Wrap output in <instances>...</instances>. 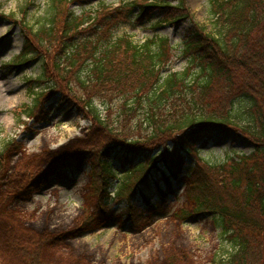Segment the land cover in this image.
Returning a JSON list of instances; mask_svg holds the SVG:
<instances>
[{
	"label": "rangeland",
	"instance_id": "1",
	"mask_svg": "<svg viewBox=\"0 0 264 264\" xmlns=\"http://www.w3.org/2000/svg\"><path fill=\"white\" fill-rule=\"evenodd\" d=\"M164 1L161 6L173 8L148 9L143 15L141 6L133 4L128 22L119 18L107 27L102 24L98 33L94 26L67 30L65 16L73 11L80 19L90 18L101 4L115 8L120 0H0V264H30L31 257L40 264H210L223 254L226 248L211 216L193 215L192 197L198 193L194 173L206 164L199 157L218 163L232 151L250 154L255 149L251 141L234 130L217 131L199 141L201 152L195 157L177 146L178 133L151 138L131 124H110V131L89 115L76 80L77 67L91 61L95 47L108 43L111 31L140 45L168 40L165 69L184 71L183 42L195 27L212 29L210 0ZM52 2L55 19L49 16ZM112 10L101 16L110 19ZM64 43L71 48L69 55L67 47L62 52ZM24 52L31 62L14 67ZM42 74L43 80L34 82ZM39 90H44V102L35 104ZM87 90L100 114L108 117L100 106L108 102L97 97L102 86ZM111 117L113 121L115 114ZM135 137L141 140L131 148L129 140ZM110 144L115 154L104 158ZM125 148L147 149L157 161L168 157L170 184L160 172L150 175L158 179L161 194L150 182L144 186L150 191L144 190L147 198L114 195L113 187L121 184L109 180V187L99 164L111 159L125 174L127 169L114 157Z\"/></svg>",
	"mask_w": 264,
	"mask_h": 264
},
{
	"label": "trees",
	"instance_id": "2",
	"mask_svg": "<svg viewBox=\"0 0 264 264\" xmlns=\"http://www.w3.org/2000/svg\"><path fill=\"white\" fill-rule=\"evenodd\" d=\"M145 1L150 5H140L143 15L148 9L173 8L161 6L164 0ZM209 6L211 31L195 27L183 42L182 57L188 64L184 71L165 69L168 40L156 38L140 45L129 36L119 37L111 31L108 43L95 47L91 61L77 67L76 80L85 92L83 100L89 115L110 131V124H131L134 130H142L151 138L178 133L177 146L195 157L201 152L197 149L199 141L211 138L214 132L234 130L249 139L256 146L250 154L232 151L218 163L208 157L198 158L206 164L199 165L194 173L198 193L192 197L193 215L211 216L225 245L223 254L216 255L210 264H264V0H210ZM72 12L65 16V27L79 32L90 18L80 19ZM132 13L120 9L110 19L99 16L92 26L100 33L102 24L107 27L118 23L119 18L120 22H128ZM49 16L57 17L54 2ZM45 25L41 24L43 30ZM68 45L62 46V52L67 47L66 55L71 53ZM31 58L29 53H21L14 67L26 65ZM40 77L42 81L44 75ZM94 84L102 86L97 97L108 102L100 105L108 117L100 114L87 93V86ZM43 94L44 90L34 93L35 104L43 101ZM119 97V103L113 105ZM27 114L33 113L29 110ZM139 140H129L131 148ZM114 147H105L103 157L111 158ZM131 148L117 150L114 156L127 169L125 174L115 169L112 158L100 161L101 171L108 178L105 183L110 187V179L122 176L117 189L121 199L125 195L130 198L134 193L128 192L137 185L144 194V186L150 182L161 194L158 179L154 181L150 175L156 177L160 172L165 184H170L166 176V168L171 170L168 157L157 161L151 152L148 154L149 150L130 151ZM219 174L225 176L219 179ZM169 187L163 190L169 191ZM146 193L150 195V191ZM180 219L184 221V217ZM31 259L30 264H40L37 258Z\"/></svg>",
	"mask_w": 264,
	"mask_h": 264
}]
</instances>
